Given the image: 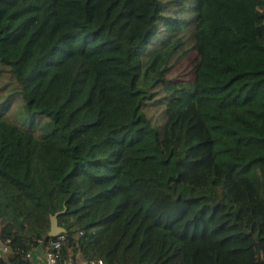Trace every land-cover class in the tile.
Returning <instances> with one entry per match:
<instances>
[{
  "label": "trees",
  "instance_id": "obj_1",
  "mask_svg": "<svg viewBox=\"0 0 264 264\" xmlns=\"http://www.w3.org/2000/svg\"><path fill=\"white\" fill-rule=\"evenodd\" d=\"M3 72L0 264H264V0H0Z\"/></svg>",
  "mask_w": 264,
  "mask_h": 264
},
{
  "label": "rangeland",
  "instance_id": "obj_2",
  "mask_svg": "<svg viewBox=\"0 0 264 264\" xmlns=\"http://www.w3.org/2000/svg\"><path fill=\"white\" fill-rule=\"evenodd\" d=\"M188 49L190 47L186 46ZM186 47H183L181 52L175 56V59L171 63L170 71L167 74V81L173 83H181L186 81H191L193 78L192 65L193 59L195 58V53L192 49L185 53ZM8 74L6 72L2 73L0 80L5 81ZM20 102L14 101L9 111L7 110L5 114L8 117H12L17 106ZM162 110V107L156 102L145 108L147 115L152 118H157Z\"/></svg>",
  "mask_w": 264,
  "mask_h": 264
},
{
  "label": "built area",
  "instance_id": "obj_3",
  "mask_svg": "<svg viewBox=\"0 0 264 264\" xmlns=\"http://www.w3.org/2000/svg\"><path fill=\"white\" fill-rule=\"evenodd\" d=\"M66 242L65 230L61 229L56 233L55 237H50L46 241V245H39V248L43 249L44 263L45 264H62L61 251L62 247ZM9 254V246L7 242L0 241V259L5 258ZM29 257V254L26 255V259ZM97 264H102L101 261H98Z\"/></svg>",
  "mask_w": 264,
  "mask_h": 264
},
{
  "label": "crops",
  "instance_id": "obj_4",
  "mask_svg": "<svg viewBox=\"0 0 264 264\" xmlns=\"http://www.w3.org/2000/svg\"><path fill=\"white\" fill-rule=\"evenodd\" d=\"M68 260L63 261L64 264H86L80 258L69 256ZM27 264H45L44 263V256H43V249L36 248L33 252L29 254V257L26 259Z\"/></svg>",
  "mask_w": 264,
  "mask_h": 264
},
{
  "label": "water",
  "instance_id": "obj_5",
  "mask_svg": "<svg viewBox=\"0 0 264 264\" xmlns=\"http://www.w3.org/2000/svg\"><path fill=\"white\" fill-rule=\"evenodd\" d=\"M62 228L57 226L56 216L51 217L50 219V231L48 232L49 237H55L56 233L59 232Z\"/></svg>",
  "mask_w": 264,
  "mask_h": 264
}]
</instances>
